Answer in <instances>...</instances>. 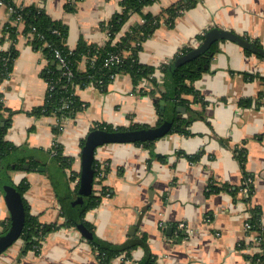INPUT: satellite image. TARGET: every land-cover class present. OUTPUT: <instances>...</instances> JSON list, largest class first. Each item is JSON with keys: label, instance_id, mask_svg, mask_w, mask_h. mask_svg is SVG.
<instances>
[{"label": "crops", "instance_id": "0c3cea01", "mask_svg": "<svg viewBox=\"0 0 264 264\" xmlns=\"http://www.w3.org/2000/svg\"><path fill=\"white\" fill-rule=\"evenodd\" d=\"M15 1L44 6L54 19L66 23L71 48L80 38L103 44L108 32L102 22L121 9L120 0H75L73 10L66 8L68 0ZM176 1L156 0L143 12L165 14L164 10ZM7 17L6 8L1 7L0 21L4 23ZM142 21L141 13L132 14L121 33ZM214 28L233 31L264 45V0H198L172 26L160 24L144 40L139 59L156 67L157 83L163 87L164 72L159 67L170 62L183 47H199L203 43L199 35H208ZM8 46V42H0V50ZM17 47L19 54L12 74L0 84L4 102L13 111L5 139L20 147L7 157L6 174L15 184L28 182L25 197L31 213L42 223L58 226L41 240L38 251H23L20 236L0 253V264H103L78 227L64 224L66 217L60 215L63 205L58 198L60 182L49 177L47 168H30L28 160L43 166L55 161L63 167L52 152L56 140L63 154L73 157L71 169L79 172L81 140L94 125H159L156 101L148 93L153 85L143 79L138 88L147 92L133 91L131 76L120 73L104 90L93 84L78 86L76 94L87 106L76 117L67 119L56 137L52 127L57 117L32 113L44 102L48 83L42 70L47 58L25 37H20ZM218 47L209 70L194 81L206 102L191 103L203 117L192 120L186 127L188 133L168 132L154 140L151 147L136 141L106 143L97 148L96 163L108 162L103 185L110 195L105 193L99 205L86 212L85 220L93 224L98 237L112 243L147 238L146 247L134 248L129 257L116 256L109 264H135L148 255L154 257L155 264H264V237L262 240L258 236V230L248 233L245 229L255 208L264 225V97L259 105L240 103L247 98L255 101L260 93L264 96V58L246 53L240 43L230 39L219 41ZM81 68L85 69L84 63ZM184 97L194 99L193 94ZM165 106L166 115L177 114L174 100L166 101ZM182 116L189 114L185 111ZM238 148L244 149L243 165L235 155ZM24 159L28 167L16 168L15 163ZM9 163L14 165L9 167ZM63 168L66 178L71 179V169ZM246 174L251 179L250 194L225 188L241 186ZM77 181L73 182L74 188ZM210 182L218 190L209 191ZM150 192L151 204L136 231H131L142 207L150 201ZM7 222L10 226L11 209L0 189V233ZM181 222L184 227L179 226ZM168 226L172 229L168 230ZM251 234L257 239H251Z\"/></svg>", "mask_w": 264, "mask_h": 264}, {"label": "trees", "instance_id": "16d2710c", "mask_svg": "<svg viewBox=\"0 0 264 264\" xmlns=\"http://www.w3.org/2000/svg\"><path fill=\"white\" fill-rule=\"evenodd\" d=\"M4 1L12 5L13 10L7 13V20L0 27V42L9 43L6 49L0 50V84L11 76L15 59L19 54L17 43L20 37H25L27 43L31 44L37 50H42L44 56L47 58V64L42 70V75L48 83V87L43 104L35 107L32 111V113L37 116L43 114L54 115L59 119L65 120L74 118L78 112L82 111L87 106V103L81 100L78 94H76V88L78 86L85 87L90 84H95L104 90L117 74L125 73L129 74L132 78L133 91L140 93L147 92L143 87L138 88V85L143 79L151 81L153 87L148 93L154 96L156 94L155 97L158 99V101H156L157 112L159 114L158 124L162 123L168 112L167 108L164 110L160 108L159 100H174L175 108L178 106L186 107V112L189 116L176 117L169 132L179 131L188 133L189 131L186 127L192 120L203 117L202 112L193 109L191 103L194 101H201L205 104L206 102L195 88L194 81L200 78L205 71L209 70L211 60L219 50L218 42L224 39L234 41L229 35L224 34L221 36H208L206 33L199 35L201 42L209 37L208 41L210 44L208 48L194 58L179 64L171 73L169 71V66L175 60L192 51L194 47L185 46L180 49L170 62L159 67V69L164 72L163 87H161L157 83L158 81L155 75L156 67L142 63L139 59V51L142 48L144 40H146L162 22L172 26L176 18L198 0H177L164 10L166 15H154L149 12H143L145 6L154 3L156 0H120L121 9L109 20L101 24L102 28L106 29L108 32V39L103 44H98L80 38L74 48H71L67 43L69 34L68 25L61 20L54 19L44 6L34 3L24 5L17 3L15 0ZM74 3L75 0H68V2H66V8L68 10L75 9ZM134 13H141L143 21L131 25L125 32L121 33L124 25ZM230 32L240 37L243 41L250 43V46H246V44L244 45L240 42L246 53L256 54L258 57L264 58V45L260 41L252 40L247 36L239 35L233 31ZM113 53L119 54L120 60L107 64V59ZM61 58H63V62H61ZM82 63L85 64V69L81 68ZM206 64L208 65L207 67ZM251 77H254V75H251ZM169 83L172 86L173 93L168 89L170 86ZM185 94H193L194 99L189 100L184 97ZM263 97V93H260L255 101L252 98H247L241 99L240 103L251 104L256 102V104L259 105ZM12 116L13 111L6 106L3 93L0 90V118L7 117L5 124H0V161L8 157L11 152L20 148L5 139L6 132L11 125ZM144 127L146 126L140 124H132L130 127H114L109 123H99L94 125L91 130L97 128L123 130L127 128L134 129ZM52 129L56 137L62 131L58 123L54 124ZM85 139L86 137L81 140L82 146L84 145ZM153 141L154 140L137 141L136 143L151 147ZM53 148L57 151L55 156L59 164L65 168L71 169L74 160L73 157L63 154V148L59 142H56ZM235 155L243 165L245 162L244 149H236ZM188 157L193 158L194 156ZM96 161L97 159L94 161V168L96 167ZM28 162H30V168H37L40 165V162L34 159H29ZM24 163H26V159L17 161L15 167L22 168ZM12 166L13 165L9 163V167ZM70 173L72 180L78 179L74 190L76 191V195L80 196L79 178L81 172H76L71 169ZM249 178L250 176L246 174L241 186L234 187L225 185V188L235 193L238 189L241 190L242 187L247 185ZM7 183L17 188L19 194H21L24 205L25 223L21 234V238L24 240L23 251L27 249H35L38 251L41 240L58 225L57 223H42L38 216L31 213L29 202L25 197V192L29 187L28 182L21 181L19 184H15L8 177ZM96 188L97 187L93 186L91 194L83 195L84 198L81 203H77L79 200L78 198L77 201L74 202V204L76 203L75 205L71 204V206L65 209L63 208L64 206H62V213L66 217L64 224L76 227L78 223H83L84 226L92 232L93 239L88 240L92 244L98 259L103 264H109L114 257L123 254L129 257L131 251L138 246L146 247V236L123 244L112 243L97 236L93 224L85 220L86 212L90 208L99 205L103 196L107 193L104 187H102V189L100 188V190ZM248 188V193L250 194L252 191L251 182L248 184ZM208 190H218V187H215L213 182H210ZM258 212V208H255L249 221L252 226L251 228L258 230V236L263 240L264 225L261 223ZM8 227L9 222L4 224L2 232L6 231ZM262 242L263 241L260 243ZM155 262L156 260L154 257L148 255L144 260L135 264H155Z\"/></svg>", "mask_w": 264, "mask_h": 264}, {"label": "water", "instance_id": "95a60500", "mask_svg": "<svg viewBox=\"0 0 264 264\" xmlns=\"http://www.w3.org/2000/svg\"><path fill=\"white\" fill-rule=\"evenodd\" d=\"M223 34L229 35V37H231V39L233 38L235 42H241V44H246V46H250V43H247L243 41L240 37L231 34L230 31L222 30L219 28H214L210 33H208V36H221ZM208 38L204 40L199 47L194 48L189 53L175 60L169 66V71L172 73L179 64L194 58L195 56L203 52L205 49H207L210 44ZM207 66L208 65L206 64V67ZM152 96L154 97L155 101H158V99L154 95ZM159 102L161 104L160 108L162 110L166 109V101L159 100ZM185 111L186 107L179 106L177 107L176 115H166L161 124L152 127L134 129L127 128L123 130H106L102 128H97L90 130L86 135V139L81 150V174L79 187V193L81 194V196L89 195L92 192L95 182L94 161L96 159V150L100 145L112 142H136L156 140L157 138H160L167 134L173 126L174 118L181 117ZM6 119L7 117L0 118V124L4 125ZM40 169L45 170L46 167L42 166L40 167ZM0 189L3 191L11 209L10 226L6 231L0 233V253H2L20 238L25 223V213L22 197L19 193L16 192L13 186H9L7 182H4L2 181V179H0ZM152 199L153 195L150 192V201L147 205L142 207L139 221L137 222V225H134L131 228V231H136V229L138 228L144 215V212L148 209V206L151 204ZM77 227L81 231L82 235H84L87 239H93L92 232L86 226H84L83 223H78ZM171 229L172 227L168 226V230Z\"/></svg>", "mask_w": 264, "mask_h": 264}, {"label": "rangeland", "instance_id": "374dc122", "mask_svg": "<svg viewBox=\"0 0 264 264\" xmlns=\"http://www.w3.org/2000/svg\"><path fill=\"white\" fill-rule=\"evenodd\" d=\"M12 155H9L8 157L10 158ZM7 157L5 159H3L2 161H0V179H2V181L7 182V178L8 175L6 174L7 170ZM14 165V164H12ZM27 163L23 164V167H27ZM43 165L38 166L37 168H35L36 170L40 169V167H42ZM44 167H46L47 169V173L49 175V177L56 179V182H60V184H58L59 189H61V191H59L58 193V198L61 201V204L64 206L63 208H67L68 206L75 205L74 202L77 201V199L79 198V200L77 201V203H81L83 198L82 196H77L76 195V191L74 190V186H73V182L74 180L66 178L67 174L66 171L64 170L63 167L59 166L56 164L55 161H51L50 163H48L47 165H45ZM71 174V173H70ZM71 190V191H70ZM82 197V198H81ZM81 198V199H80ZM66 211V210H65ZM60 215H63V213L61 212Z\"/></svg>", "mask_w": 264, "mask_h": 264}, {"label": "built area", "instance_id": "2783aa9c", "mask_svg": "<svg viewBox=\"0 0 264 264\" xmlns=\"http://www.w3.org/2000/svg\"><path fill=\"white\" fill-rule=\"evenodd\" d=\"M1 7L6 8L7 13H9V12H11L13 10V6L10 5V4H8V3H6L4 0H0V8ZM2 25H3V23L0 21V27ZM58 56H59V53H58ZM119 60H120V55L113 53V54H111L109 56V58L107 59V62L106 63L107 64L108 63H114V62H118ZM61 62H63V58H61ZM93 85H95V84H93ZM65 122H66L65 119H59V118H57V123L60 125V127L62 129H64ZM56 142L57 141L54 140L53 146H55ZM52 152L55 155L57 151L53 148L52 149ZM107 165H108V162L105 161V160H101L100 162L96 163V167H95V179H94V181H95L94 182V186L95 187H98V188H101V189H102V187H104V185H103V179H104L105 174H106ZM250 182H251V179L249 178V180L247 181V185L241 188V191L243 193H245V194L248 193V191H249L248 184ZM106 195H110V193L107 192ZM179 226L180 227H184L185 224L183 222H181V223H179ZM245 229H246V232L248 231V233H249V231H250V233H251L252 228H251V224H250L249 221H246V223H245ZM249 236L251 237V239H255V240L257 239V237L254 236L253 234H251Z\"/></svg>", "mask_w": 264, "mask_h": 264}]
</instances>
